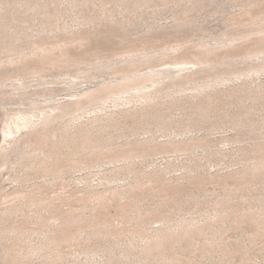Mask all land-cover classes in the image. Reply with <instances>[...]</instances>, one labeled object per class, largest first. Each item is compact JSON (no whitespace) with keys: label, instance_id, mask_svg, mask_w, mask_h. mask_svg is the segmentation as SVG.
<instances>
[{"label":"rangeland","instance_id":"obj_1","mask_svg":"<svg viewBox=\"0 0 264 264\" xmlns=\"http://www.w3.org/2000/svg\"><path fill=\"white\" fill-rule=\"evenodd\" d=\"M0 264H264V0H0Z\"/></svg>","mask_w":264,"mask_h":264},{"label":"bare ground","instance_id":"obj_2","mask_svg":"<svg viewBox=\"0 0 264 264\" xmlns=\"http://www.w3.org/2000/svg\"><path fill=\"white\" fill-rule=\"evenodd\" d=\"M134 83H135V82H134ZM127 85H129V84H127ZM127 88H128V87H127ZM100 90H101V89H100ZM21 125H24V124H20V126H21ZM14 132H15V130H11V131L8 132V134H13Z\"/></svg>","mask_w":264,"mask_h":264}]
</instances>
